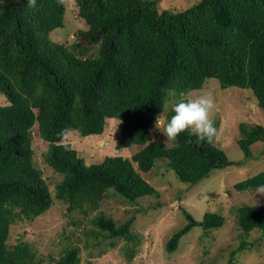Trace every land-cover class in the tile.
I'll list each match as a JSON object with an SVG mask.
<instances>
[{"label":"trees","instance_id":"trees-1","mask_svg":"<svg viewBox=\"0 0 264 264\" xmlns=\"http://www.w3.org/2000/svg\"><path fill=\"white\" fill-rule=\"evenodd\" d=\"M76 5L100 36L96 56H76L50 39L65 23L66 1L37 0L30 8L28 0H0V92L8 101L0 105V264L44 263L28 242H8L12 224L42 215L54 201L42 170L34 165L36 124L40 137L54 144L50 165L62 176L55 198L67 204L68 212L88 215L110 190L131 203L158 196L140 172L159 160L191 185L233 164L223 149L197 144L189 132H182L173 146L152 140L157 117L174 114L173 106L165 112L167 100L176 98V104L181 93L216 78L221 88L252 90L264 112V0H199L183 10L162 8L160 0H76ZM108 119L122 122L117 149L143 146L132 157L86 164L57 135L63 129L100 135ZM239 129V145L249 158L251 145L264 140V126L241 123ZM262 184L264 172L235 187L255 191ZM182 211L186 223L168 240V253L193 227L208 231L225 222L220 213L206 212L198 220ZM236 216L242 238L232 255L247 247L253 230L264 236V204L239 206ZM134 218L117 224L99 211L92 219L99 230L90 232L96 238L132 239ZM80 250L68 246L51 264H78Z\"/></svg>","mask_w":264,"mask_h":264},{"label":"rangeland","instance_id":"rangeland-1","mask_svg":"<svg viewBox=\"0 0 264 264\" xmlns=\"http://www.w3.org/2000/svg\"><path fill=\"white\" fill-rule=\"evenodd\" d=\"M66 12L63 27L50 33V39L79 57L96 56L100 36L96 35L79 15L76 0H65ZM199 0H160L162 8L183 10ZM211 92L216 107L212 119L217 125L218 138L213 144L223 149L233 162L224 169H216L210 176L196 184L180 181L176 172L169 169L167 161L159 160L148 172H140L159 192L158 196H145L135 203L109 191L97 211L88 215L67 211V204L55 198V186L62 176L50 165V153L54 144L44 141L33 127L32 148L34 165L41 169L54 197L50 209L32 219H19L11 225L8 242H28L43 264L58 259L68 246H79L78 264H264V236L253 230L247 237V247L232 255L241 243V230L237 222V208L242 205L264 204V194L255 191H239L235 184L264 172V140L251 145L252 156L245 157L239 145L241 123L264 126V112L258 106L252 90L237 86L221 88L216 78H209L193 96ZM177 101L167 100L165 112ZM8 101L0 92V105ZM165 118V114L161 115ZM122 122L108 119L104 133L82 136L72 130L63 137L86 164L102 162L106 157H132L143 146L116 148L120 139ZM152 140L164 141L156 128L150 129ZM175 141L167 146H173ZM136 169L137 164L134 163ZM183 209L201 220L206 212L222 214L225 222L219 229L205 231L193 227L184 235L175 251L168 253L166 245L171 236L186 223ZM102 211L117 224L132 216V239L124 237H95L90 230L99 229L92 223L97 212ZM77 222V224H74ZM79 221V222H78Z\"/></svg>","mask_w":264,"mask_h":264},{"label":"clouds","instance_id":"clouds-1","mask_svg":"<svg viewBox=\"0 0 264 264\" xmlns=\"http://www.w3.org/2000/svg\"><path fill=\"white\" fill-rule=\"evenodd\" d=\"M65 3V0H58ZM37 0H28V6L34 8ZM216 107L215 98L211 92L193 96L191 92L181 93V99L173 105V115L170 119L161 118L155 121V128L164 135L163 143L167 146L176 141L182 132H189L196 138V143L213 144L218 138V129L212 119V112ZM68 133L67 129L61 130L57 135L61 138ZM66 150L68 146L65 145ZM256 192L264 194V184L256 187Z\"/></svg>","mask_w":264,"mask_h":264},{"label":"bare ground","instance_id":"bare-ground-1","mask_svg":"<svg viewBox=\"0 0 264 264\" xmlns=\"http://www.w3.org/2000/svg\"><path fill=\"white\" fill-rule=\"evenodd\" d=\"M40 256V255H39Z\"/></svg>","mask_w":264,"mask_h":264}]
</instances>
